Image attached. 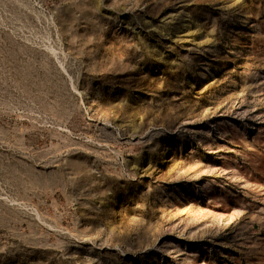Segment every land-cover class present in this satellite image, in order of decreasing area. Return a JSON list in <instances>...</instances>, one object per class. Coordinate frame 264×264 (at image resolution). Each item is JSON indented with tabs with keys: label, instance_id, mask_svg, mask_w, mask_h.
Instances as JSON below:
<instances>
[{
	"label": "rangeland",
	"instance_id": "1",
	"mask_svg": "<svg viewBox=\"0 0 264 264\" xmlns=\"http://www.w3.org/2000/svg\"><path fill=\"white\" fill-rule=\"evenodd\" d=\"M0 264H264V0H0Z\"/></svg>",
	"mask_w": 264,
	"mask_h": 264
}]
</instances>
